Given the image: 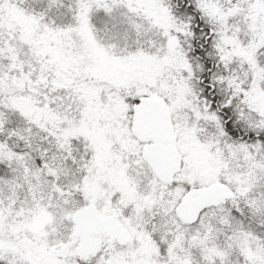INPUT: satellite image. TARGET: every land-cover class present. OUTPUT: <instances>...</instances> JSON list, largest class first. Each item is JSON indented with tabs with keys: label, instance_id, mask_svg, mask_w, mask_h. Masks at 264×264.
<instances>
[{
	"label": "snow or ice",
	"instance_id": "obj_1",
	"mask_svg": "<svg viewBox=\"0 0 264 264\" xmlns=\"http://www.w3.org/2000/svg\"><path fill=\"white\" fill-rule=\"evenodd\" d=\"M0 264H264V0H0Z\"/></svg>",
	"mask_w": 264,
	"mask_h": 264
}]
</instances>
